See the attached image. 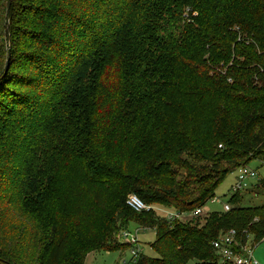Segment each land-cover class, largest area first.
<instances>
[{
	"label": "trees",
	"instance_id": "obj_1",
	"mask_svg": "<svg viewBox=\"0 0 264 264\" xmlns=\"http://www.w3.org/2000/svg\"><path fill=\"white\" fill-rule=\"evenodd\" d=\"M7 3L0 264H84L132 223L156 230L157 256L135 264H220L230 229L264 241V205L238 193L188 221L127 204L190 212L264 163V0H12L9 23Z\"/></svg>",
	"mask_w": 264,
	"mask_h": 264
},
{
	"label": "rangeland",
	"instance_id": "obj_2",
	"mask_svg": "<svg viewBox=\"0 0 264 264\" xmlns=\"http://www.w3.org/2000/svg\"><path fill=\"white\" fill-rule=\"evenodd\" d=\"M173 23L168 24L165 32L168 33L172 30ZM180 23H178L179 25ZM176 34L179 32L178 29L174 31ZM249 167L256 169L259 172L260 180H264V163L259 159H252L247 164ZM239 172V168H236L221 183V185L216 190V197L214 199H210L203 206L204 215L209 214L211 212H222L224 211V204L230 201L231 195H233L232 185L235 182L237 173ZM257 181H253V184H256ZM261 190L260 186H256L251 190L242 191L239 199L242 201L241 203L245 206H261L264 205V195H256V192ZM133 194V193H131ZM129 194L128 197L131 195ZM238 199V198H237ZM152 205V204H151ZM154 209L156 210L155 214L161 219H167L166 212L168 210H174L173 206H165V205H154ZM129 230L132 233H135L137 230V235L139 238L138 244L130 245V242L119 239V247L121 249L114 250H94L89 252L84 260V264H135V261L139 258H135L132 254L133 249L141 250V254H145L147 256L156 257L157 253L153 248L152 244L156 240V230L153 228H142L134 223L129 226ZM120 232V231H119ZM120 235V233L118 234ZM120 238V236H119ZM254 244L255 241H252ZM129 246H126V244ZM41 251V250H40ZM255 258L259 261L260 264H264V241L261 243L255 244L254 251ZM41 259V258H40ZM187 264H197L195 260H190ZM222 264V262H220Z\"/></svg>",
	"mask_w": 264,
	"mask_h": 264
},
{
	"label": "built area",
	"instance_id": "obj_3",
	"mask_svg": "<svg viewBox=\"0 0 264 264\" xmlns=\"http://www.w3.org/2000/svg\"><path fill=\"white\" fill-rule=\"evenodd\" d=\"M260 180L259 172L256 169L249 167L247 164L239 168L234 184L232 185L233 194H241L253 185V181ZM215 197H213L214 199ZM127 204L136 212L154 210V205L145 203L138 195L131 194L127 199ZM232 207L231 203L224 204V210L228 211ZM205 212L202 207H197L190 212L181 210H168L166 217L169 222L173 221H188L194 217H199ZM120 239L130 242V245L138 244L139 238L137 230L132 233L129 229L120 231ZM250 238L245 243H241L236 238V230L230 229L226 233L220 234L212 243L213 249L219 255L223 262L230 264H260L254 256L255 244ZM133 249L132 254L135 258L141 255V250Z\"/></svg>",
	"mask_w": 264,
	"mask_h": 264
},
{
	"label": "water",
	"instance_id": "obj_4",
	"mask_svg": "<svg viewBox=\"0 0 264 264\" xmlns=\"http://www.w3.org/2000/svg\"><path fill=\"white\" fill-rule=\"evenodd\" d=\"M11 5H12V0H8V3H7V23H9V19H10V12H11ZM6 33H7V37L9 39V25L7 26V29H6Z\"/></svg>",
	"mask_w": 264,
	"mask_h": 264
},
{
	"label": "crops",
	"instance_id": "obj_5",
	"mask_svg": "<svg viewBox=\"0 0 264 264\" xmlns=\"http://www.w3.org/2000/svg\"><path fill=\"white\" fill-rule=\"evenodd\" d=\"M257 181V180H256ZM260 180L257 181V183L259 182ZM254 185V184H253ZM221 260V259H220ZM222 261V260H221ZM223 262V261H222ZM224 263V262H223Z\"/></svg>",
	"mask_w": 264,
	"mask_h": 264
}]
</instances>
